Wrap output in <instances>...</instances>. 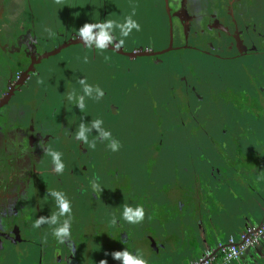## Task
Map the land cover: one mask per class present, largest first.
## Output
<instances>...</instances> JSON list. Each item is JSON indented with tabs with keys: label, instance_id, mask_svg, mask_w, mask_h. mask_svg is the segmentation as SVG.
<instances>
[{
	"label": "flooded vegetation",
	"instance_id": "1",
	"mask_svg": "<svg viewBox=\"0 0 264 264\" xmlns=\"http://www.w3.org/2000/svg\"><path fill=\"white\" fill-rule=\"evenodd\" d=\"M126 18L139 25L127 37L79 35ZM263 174L264 0H0V264H122L114 252L159 264L172 227L217 206L259 224Z\"/></svg>",
	"mask_w": 264,
	"mask_h": 264
},
{
	"label": "crops",
	"instance_id": "2",
	"mask_svg": "<svg viewBox=\"0 0 264 264\" xmlns=\"http://www.w3.org/2000/svg\"><path fill=\"white\" fill-rule=\"evenodd\" d=\"M260 179H261V181H260ZM251 200H252V204L253 205L257 204L256 205L257 207L255 209H256L257 212H259V214L261 216L263 211L259 208V206L260 205L264 206V174L261 177H259V180L255 179L254 187H253V189H251ZM217 205H219V204H217ZM236 206H237L236 204H228L227 203V208H226L227 210H225V212L228 214V216L225 215V212H223L221 215L217 213L219 208H220L219 206H217L216 209H214V213L211 215L212 218L215 220L216 224H221L222 222L226 224L225 235L222 236L219 241L215 240V242H210L208 244L206 243L205 245L203 243H200L199 244L200 245V249L199 248L191 249L190 248V243L192 242V238L186 236L188 234L187 233L188 232L187 228L184 231H183V229H181L179 232H177L176 228L174 229V227H172L171 233H169V235H167V241H168L167 242V247H164V248L159 247L158 249L157 248L156 249L152 248L153 257L157 256L159 254V256L161 257L159 259L160 260L159 264L162 262L161 260L164 261L165 258H167L165 264H187L188 262H185V261L182 262V263H180V262H170V256L171 255H170V253H168V250L176 248V247L178 248L179 245H180L181 249H183V248L186 249V252L183 253L182 255L183 256L186 255V257L189 258L190 262H193V261L199 260L203 256L204 251L207 248H209V247L213 248L214 246H216L219 243L226 244L228 242V239H229L230 235H238V234H241L243 232L242 226H243L244 222L242 220L239 221V223H233V224L229 223L230 222V216H233L235 214ZM205 215L209 216V214H205ZM203 216L204 215L201 214L199 216H195L193 218L187 219L189 221L188 224H190L191 228H193L195 226L194 229H196V230H197V227H199V226H203L204 227V224L202 222V221H204V217ZM258 217H259V215H258ZM254 219H255V217H254ZM197 220L201 221V223H198ZM257 221H259L258 222L259 224L264 223V218H262V217L260 218L259 217V218H257ZM176 232H177V234H176ZM182 238H184L183 242H181ZM199 239H201V238L199 237ZM263 248H264V245H262L258 249L259 250H264ZM155 251H158V253H154ZM166 252L168 253V256L165 257ZM254 256H255V258L258 257V253H256L255 251H253V256L248 254L244 258V262L242 260L239 263H233V264H244V263L251 264L253 261H255Z\"/></svg>",
	"mask_w": 264,
	"mask_h": 264
},
{
	"label": "clouds",
	"instance_id": "3",
	"mask_svg": "<svg viewBox=\"0 0 264 264\" xmlns=\"http://www.w3.org/2000/svg\"><path fill=\"white\" fill-rule=\"evenodd\" d=\"M98 26L101 28V30L99 32V38L101 41L107 38V32L104 29H107L110 27L112 29L114 27L119 28L120 29V35L122 37H127L132 28H136L137 31L139 30V25L136 24V22H133L131 20V18H126L125 23L122 25L119 23H116L115 21H112V20H109V21H106L104 23L97 24V25L85 23L80 28L79 35L81 36V38L88 37L92 33V29L94 27L96 28ZM120 42L123 43V40H121ZM85 43H87V42L85 41ZM81 83L83 84L84 82L81 81ZM83 91H84L85 95L91 96L93 89L91 87H89L88 85H84ZM96 93H97V97H99L100 95L103 94L99 89L96 90ZM82 101H83V97H80L76 102H77V104H81ZM101 122L102 121L100 119L95 120L96 124H100ZM86 131H87V129L85 127L81 126L79 128V130L77 131L76 136L79 137L80 140H86L87 139ZM103 135H104L105 140L110 139V133L109 132L104 131ZM118 146L119 145L116 142H112L109 145V147L112 149V151H116L118 149ZM50 155L56 163L57 170L64 167V165L61 163L60 158H59L60 153H58V152H56L55 154L50 153ZM52 195L54 197H56V199H57L60 215H64L65 213H70L69 202L63 197V195L61 193H57V192H53ZM123 218L130 223H138L139 221H141L144 218L143 208L137 207L133 211L131 208L125 207L123 210ZM52 221L54 223L57 222L56 216L52 217ZM40 223H41V221L37 220L36 223L33 225V227H38ZM53 235L57 238L58 243L63 244L65 242V238L69 237V224H68V222L65 221L62 226L55 228ZM121 256L123 258V264H145L144 258L139 253H137V256L135 258L129 252H124V253L114 252L113 253L114 258H118Z\"/></svg>",
	"mask_w": 264,
	"mask_h": 264
},
{
	"label": "water",
	"instance_id": "4",
	"mask_svg": "<svg viewBox=\"0 0 264 264\" xmlns=\"http://www.w3.org/2000/svg\"><path fill=\"white\" fill-rule=\"evenodd\" d=\"M224 193L225 192H224V189L222 186L220 188H218V195H219V197H221L220 199H222V201L225 198ZM217 203H219V205L221 206L223 202L221 203L218 200ZM217 213L221 215L223 213V208L220 207ZM211 215L212 214H209V216H207L206 220L204 219V221H202L204 224V230L200 227V229H199L200 233L199 234L193 235L192 234L193 230H192L191 226L190 225L188 226L189 221L186 222L187 224H185V225H186V228L188 230V232H187L188 234L186 236L192 238V242L190 243L191 249H193V248H196V249L199 248L200 249V245H199L200 243H203L205 245L206 243L208 244L210 242H215V240L219 241L220 238L225 235L226 224L223 222L221 224H216L215 220L212 218ZM225 215L228 216L227 213H225ZM241 220L244 222V224L242 226L243 231L246 230L248 227L256 224L253 222L254 218L252 215L247 214L245 216L244 211L240 210L239 207L236 206L235 214L233 216H230V222L229 223H231V224L239 223V221H241ZM199 223H201V221H199ZM201 230H202V232H201ZM199 237L201 239H199ZM258 248L259 247L256 246L252 249H248L246 252V256L248 254L253 256V251H255L256 253H260V258L259 257L255 258V256H254L255 261L259 262V260L261 258H264V255H263V253H261V251ZM185 252H186V249L185 248L181 249L180 245L178 248H174V251L172 250V253L170 254L171 255L170 256V262L182 263L185 261V262H188L187 264H189V262H190L189 258H187L186 255H184V256L182 255ZM136 256H137V254L134 253L133 257L135 258ZM252 264H254V263H252Z\"/></svg>",
	"mask_w": 264,
	"mask_h": 264
},
{
	"label": "built area",
	"instance_id": "5",
	"mask_svg": "<svg viewBox=\"0 0 264 264\" xmlns=\"http://www.w3.org/2000/svg\"><path fill=\"white\" fill-rule=\"evenodd\" d=\"M264 242V223L248 227L241 234L230 235L226 244L207 248L203 256L189 264H233L247 252Z\"/></svg>",
	"mask_w": 264,
	"mask_h": 264
},
{
	"label": "rangeland",
	"instance_id": "6",
	"mask_svg": "<svg viewBox=\"0 0 264 264\" xmlns=\"http://www.w3.org/2000/svg\"><path fill=\"white\" fill-rule=\"evenodd\" d=\"M245 201H246V200H245ZM239 203H240V205H242V204H243V202H242V201H241V202H239ZM240 207H241V206H240ZM240 207H239V209H240V210H242V208H240ZM237 211H238V210H237ZM197 222L199 223V220H197ZM189 225H190V224H188V226H189ZM183 241H184V238H182V239H181V242H183ZM154 253H158V251H155ZM168 253H170V254L172 253V252H171V249H170V250H168ZM168 253L166 252V255H165V257H166V256H168ZM151 254H152V252H151ZM154 258H155L156 260H159L161 257H160V256H159V254H158L157 256H154Z\"/></svg>",
	"mask_w": 264,
	"mask_h": 264
}]
</instances>
